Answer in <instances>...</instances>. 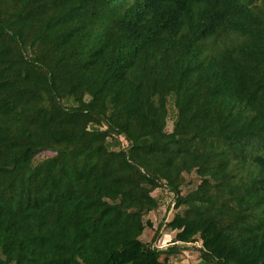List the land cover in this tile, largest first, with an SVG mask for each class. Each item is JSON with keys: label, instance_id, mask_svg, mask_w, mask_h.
Instances as JSON below:
<instances>
[{"label": "trees", "instance_id": "1", "mask_svg": "<svg viewBox=\"0 0 264 264\" xmlns=\"http://www.w3.org/2000/svg\"><path fill=\"white\" fill-rule=\"evenodd\" d=\"M189 248L264 264V0H0V264Z\"/></svg>", "mask_w": 264, "mask_h": 264}, {"label": "rangeland", "instance_id": "2", "mask_svg": "<svg viewBox=\"0 0 264 264\" xmlns=\"http://www.w3.org/2000/svg\"><path fill=\"white\" fill-rule=\"evenodd\" d=\"M168 127H171V119L169 120ZM124 142V141H123ZM50 152H43L39 154V157H43L46 155H50ZM188 181L182 186V191L186 192L187 190L193 188L199 181V178L197 175L193 172L187 177ZM153 195L155 197H159V207L153 211H150L144 216V220L147 219L151 220L156 228L159 221L161 222V219H163L164 215L165 218H167V221H169L172 217V213L174 212L175 208L173 204H170V200L173 198L172 194L166 192L165 190L157 189L153 192ZM173 209V210H172ZM173 211V212H172ZM154 232V228L150 229L148 227L145 228V231L143 232L141 239L143 241H150L151 236ZM174 235V232H170L166 229L165 226L162 227V233L160 235V238L156 241L159 243V246L166 247L170 244L172 237ZM199 240L194 242V244L191 245H198ZM171 264H203V261L200 260L198 257V253L193 249H187L182 251L181 254H178L175 258L171 259Z\"/></svg>", "mask_w": 264, "mask_h": 264}, {"label": "built area", "instance_id": "3", "mask_svg": "<svg viewBox=\"0 0 264 264\" xmlns=\"http://www.w3.org/2000/svg\"><path fill=\"white\" fill-rule=\"evenodd\" d=\"M158 244H159V243H157V246H159Z\"/></svg>", "mask_w": 264, "mask_h": 264}]
</instances>
